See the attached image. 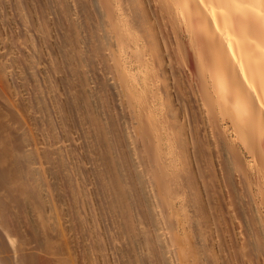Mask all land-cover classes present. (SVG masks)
I'll return each instance as SVG.
<instances>
[{
  "label": "bare ground",
  "instance_id": "bare-ground-1",
  "mask_svg": "<svg viewBox=\"0 0 264 264\" xmlns=\"http://www.w3.org/2000/svg\"><path fill=\"white\" fill-rule=\"evenodd\" d=\"M49 1L70 97L57 106L92 166L51 140L35 24L18 29L0 0V264H264V0Z\"/></svg>",
  "mask_w": 264,
  "mask_h": 264
},
{
  "label": "rangeland",
  "instance_id": "rangeland-1",
  "mask_svg": "<svg viewBox=\"0 0 264 264\" xmlns=\"http://www.w3.org/2000/svg\"><path fill=\"white\" fill-rule=\"evenodd\" d=\"M3 1H5L6 2V9H7V11L9 10V11H11L12 12V16L14 17V20H15V23H16V26H18V29H24V28H28V26L30 27L33 23L36 25V27H38V29H39V27H40V25L42 24L41 23V21L39 20L40 18H39V12L38 11H36V9H37V4L39 3V4H41V3H44L45 5H44V8L45 9H47V10H44L45 11V16L47 17V16H49V17H51L52 18V22H53V20L55 21V19H54V17L57 19V20H59L58 22H57V20L53 23V26H51L52 27V31L50 30V33L44 38V35L42 34V33H44L43 31H42V33H41V30L39 29V31H38V29H37V31L39 32H35L36 34H37V39L36 38H34L33 36V34H32V37L33 38H30V36H31V32L33 31H35L36 30V27H35V25H34V27H33V25L28 29L29 31V43H28V45L30 44L31 46H32V48H31V46H28L29 47V49H30V51H31V53H32V55H31V57H30V60L29 61H32L33 59V61L32 62H34L35 60V62H37V63H33V65L31 64L30 65V72H33V74H36L35 72H38L37 73V75L35 76H33V74L31 73V75L34 77L33 78V80H32V83L34 82H36V84H34V86L36 87H38V89H37V91L35 92V93H37L36 95H37V97L39 96H41L42 95V100H43V98H44V100L46 101V102H44V107L45 106H47V107H45L46 109H45V111H46V113H45V119L47 120V118H48V120H49V122L48 123H46L47 124V127L49 128H52L51 130L49 129V134L51 135V131L53 130V133H52V135L54 136H52V139H51V136L49 137L51 140H53V138L54 139H56L57 141H55V140H53L54 142H56V143H58V144H64V145H66L65 147H66V153H68V155L66 154V159L68 158V156L70 157H72L73 156V154L72 155H70L71 153H74V154H76V155H74L73 156V158H75L74 160H73V158L71 159V158H68V159H70V160H68V161H74V162H76V160L77 159H80V156H77V154L79 153V155H81L82 154V160L80 159V160H77V162L78 161H83L84 160V162L82 163V166H83V164L85 163L86 164V166L85 167H90L91 168V166H92V160H91V156H90V153H88L87 154V151L86 150H88V149H86V148H89V147H87L86 145L88 144L89 145V143H88V141H87V134L85 133L86 131H85V129L83 128V127H81V126H79L80 124L78 123V120H77V115H76V112H74V110H72L73 108H72V106H71V112H70V116H69V120L67 119V118H65V116H64V114H63V112L64 111H62V108H60L59 106L60 105H63V107L65 106V107H67V105H68V107H69V100H70V97L68 98V92H67V90H66V88H65V86H64V83L61 81V78L60 77H62V75L64 74V72L66 71L65 70V64L61 61V62H59L58 61V54H59V52L57 51L58 49L56 48L57 46H56V42L57 41H60V39H61V35H63V33H61V31H62V29H59L58 27H56V22L58 23V26L60 25V26H62L63 25V22L60 20L61 18L60 17H58L59 16V14H58V16H57V14L55 15L54 14V7H53V4L51 5V4H49L50 3V1L49 0H3ZM8 1V2H7ZM30 1H32V2H30ZM8 3V4H7ZM26 3H27V5H26ZM8 5V6H7ZM19 5V6H18ZM25 5L27 6V9L28 10H30V11H28V10H26L25 8ZM29 5H30V7H29ZM50 5V6H49ZM23 7V8H22ZM29 7V8H28ZM50 7H53V8H51V10H50ZM34 8V9H33ZM25 9V10H24ZM49 10V11H48ZM26 11H28V13H30L31 11V13H32V15H30L29 17L31 18V19H29V17L27 18V16L29 15ZM33 11H35V13L37 12V14H38V16H37V14H36V17H35V13L33 12ZM27 14H25V13ZM51 12V13H50ZM56 13H57V11H56ZM22 14V15H21ZM25 14V15H24ZM34 15V16H33ZM26 16V17H25ZM23 17V18H22ZM59 19H58V18ZM37 18H39L38 20L40 21V22H38V20H37ZM48 18V17H47ZM78 20V18L77 17H73V20H75V21H77L76 19ZM22 20V21H21ZM27 20L29 21L30 20V24L31 25H29L28 24V22H27ZM32 20L34 21V22H32ZM79 21V20H78ZM38 22V23H37ZM26 23V25L25 26H22V25H24ZM51 23V22H50ZM92 23V22H91ZM90 23V24H91ZM39 24V26H37ZM62 24V25H61ZM81 25V24H80ZM87 25H89V24H87ZM21 28H20V27ZM81 26H83L82 28L84 29V30H88L86 27H85V25H81ZM80 26V27H81ZM32 27H33V29H32ZM85 27V28H84ZM88 28H89V30H90V28L92 29V24L91 25H89V26H87ZM27 28L25 29L26 31H27ZM34 28H35V30H34ZM56 28V29H55ZM61 28V27H60ZM83 29H81L82 31L81 32H83L82 34L84 35H86L87 33H88V31H84ZM25 30H23V31H25ZM32 30V31H31ZM54 30H56V31H54ZM61 30V31H60ZM54 31V32H53ZM32 32V33H33ZM57 34H56V33ZM85 32V33H84ZM34 33V34H35ZM41 33V34H40ZM59 33H60V35H59ZM38 34H39V36H38ZM51 35V37H49ZM59 35V36H58ZM58 36V37H57ZM87 36V35H86ZM48 37V38H47ZM60 37V39H58ZM41 38V39H40ZM48 40H47V39ZM40 39V42H38V40ZM46 39V40H45ZM57 40V41H56ZM35 41V42H34ZM39 43H37V42ZM55 41V42H54ZM61 42V41H60ZM32 43H34V45L32 44ZM36 43L38 44V45H36ZM59 43V42H58ZM52 44V45H51ZM54 44H55V46H54ZM60 44V43H59ZM34 46H37V47H34ZM36 49V52H35V54L36 55H40V56H36L35 54H34V51L32 52V50H34V49ZM41 48V49H40ZM57 49V50H54V49ZM39 49V50H38ZM54 51H53V50ZM51 50V51H50ZM40 52V53H39ZM58 52V53H57ZM43 53H44V55H43ZM54 53V54H53ZM56 53H57V56H55V57H57V59H54V55H56ZM49 54V55H48ZM49 56H51V57H49ZM87 56V55H86ZM34 57V58H33ZM37 57V58H36ZM60 57V56H59ZM45 58V59H44ZM49 58V59H48ZM32 59V60H31ZM61 59V58H60ZM42 60V61H41ZM56 60V61H55ZM94 60V58H92V56H90V59L88 58V56L87 57H85L84 59H83V69L82 70H86V71H83V72H85L86 73V75H85V73H84V75L85 76H88V78H87V80L89 81V79H90V81H89V84L87 83V85L89 86H91L92 88H94V89H92V88H90V87H88L87 86V88L89 89L90 88V95L92 94L91 93V89H92V92L94 91V93H93V97H97V101H96V103H97V107H98V110L100 111L99 112V115L101 116V118L104 120V122H105V120H107L108 118L110 119V115H112V116H117V115H113L112 113H110L109 112V109H106L107 107L105 106V102H103L102 101V99L101 98H99V100H98V95H94L95 94V86H93V85H95V82H93L94 80H93V78H95V75H96V71L98 70L97 69V67L95 66V61H93ZM55 61V62H54ZM59 62V65H60V69L58 70V71H55L54 69L52 70V67L53 66H56V63H58ZM32 62H30V63H32ZM53 64H52V63ZM90 62V63H89ZM61 63H62V65H63V67L61 66ZM94 64V65H93ZM35 65H36V68H35ZM45 65V66H44ZM49 65V66H48ZM93 65V66H92ZM34 68H33V67ZM37 66H38V71H36L37 70ZM51 66V67H50ZM85 66V67H84ZM96 67V68H95ZM35 69V70H33V69ZM87 68V69H86ZM64 69V70H63ZM95 69H97L95 72L93 71V70H95ZM32 70V71H31ZM63 70V71H62ZM51 71H54L55 73H53V76L56 78H53V77H51L52 76V72ZM60 71H62V74L60 73ZM51 72V73H50ZM93 73V74H92ZM94 75V76H93ZM37 77V78H36ZM58 77V78H57ZM35 79V80H34ZM57 80L58 79V81H56V83L55 84H53V82H55V80ZM37 80V81H36ZM39 80V81H38ZM43 80V81H42ZM52 82V80H54L53 82H52V85H50L51 84V82ZM60 80V81H59ZM87 81V82H88ZM45 82V83H44ZM58 82H59V89H57L58 88ZM38 83H40V85L38 84ZM60 83H63V86L60 84ZM38 84V85H37ZM46 84V85H45ZM33 85V84H32ZM45 85V86H44ZM57 85V86H56ZM33 86V87H34ZM56 86V87H55ZM36 87V88H37ZM40 87V88H39ZM62 87H63V89H62ZM53 88V89H52ZM33 89L34 88H32V91H33ZM48 89V90H47ZM55 89V90H54ZM36 90V89H35ZM38 90H40V91H38ZM57 91V92H56ZM53 92V93H52ZM59 92V93H58ZM33 93H34V91H33ZM35 93H34V95H35ZM43 93V94H42ZM49 94V95H48ZM58 94H60V96L58 95ZM53 95V96H52ZM57 95V96H56ZM66 95V96H65ZM43 96H45V97H43ZM110 96V95H109ZM92 97V98H93ZM41 98V97H40ZM58 99V102H59V100H60V105L58 104V102H57V99ZM68 98V99H67ZM110 97H108V101L110 100V103L112 102L111 101V99H109ZM65 99H67V102H68V104H67V102H65L66 100ZM94 99V98H93ZM100 99H101V102H100ZM56 100V101H55ZM62 100V101H61ZM113 100V99H112ZM54 102H57L56 104H54ZM62 102V103H61ZM99 103V104H98ZM46 104V105H45ZM64 104H66V105H64ZM100 104L101 105H103L104 104V106H100ZM55 105L57 106V105H59V106H57V107H55ZM100 107H101V109H100ZM51 108V109H50ZM59 110V109H61L60 111H62V114H61V112L60 111H57V110ZM111 109V108H110ZM53 112H55V113H53ZM59 112V113H58ZM108 112V113H107ZM112 112V111H111ZM108 115H107V114ZM117 114V113H116ZM118 114H120V113H118ZM58 115V116H57ZM73 115V116H72ZM48 116V117H47ZM60 116L62 117V118H60ZM64 116V117H63ZM104 116V117H103ZM124 117L122 114H120V117ZM64 118H65V120H64ZM50 119H52V120H50ZM58 119V120H57ZM108 119V120H109ZM115 119H117L118 121L120 120L119 119V117L118 118H116L115 117ZM55 120V121H54ZM107 120V121H108ZM68 121V122H67ZM106 121V122H107ZM126 120H125V118H123V120H122V118H121V120H120V122L118 123V122H116V124L118 125L116 128L120 131H123V132H121V133H124L125 134V130L126 129H124L123 128V126L126 128V126H125V124L126 123H124ZM56 123V124H55ZM124 123V124H123ZM75 124V125H74ZM78 124V125H77ZM110 124V123H109ZM50 125V126H49ZM55 125V126H54ZM83 129V131H82V129ZM80 128V129H79ZM120 128V129H119ZM80 130V131H79ZM74 131V132H73ZM82 131V132H81ZM59 132V133H58ZM73 132V133H72ZM66 133V134H65ZM68 133V134H67ZM70 134V135H69ZM85 137H84V136ZM71 137H72V139H71ZM83 138H84V141H83ZM63 139H64V141H63ZM71 139V140H70ZM70 140V141H69ZM74 141H75V143H74ZM87 141V142H86ZM124 141H125V139H124ZM61 142V143H60ZM73 143V144H72ZM125 143H126V141H125ZM85 144V145H84ZM63 145V146H64ZM68 145H70V147H71V149H72V145H77V147L79 148V147H81V149L79 148V150H76V148L75 149H73V150H71L70 151V147L68 146ZM85 147V148H84ZM67 148H68V150H67ZM77 148V149H78ZM84 148V149H83ZM82 150V151H81ZM90 150V149H89ZM88 150V151H89ZM71 152V153H70ZM90 152V151H89ZM85 153V154H84ZM76 156L77 157H79V158H76ZM73 163V162H72ZM78 164H80V162L78 163ZM84 164V165H85ZM78 166H80V165H78ZM144 188V189H143ZM144 190H146V188H145V186L144 187H142L141 188V191L143 192L142 194H143V196H144V198L143 199H145L144 201H146V203L148 204L149 203V200H150V196H148L147 194L148 193H146L147 192V190H146V192H144ZM147 195V196H146ZM149 199V200H148ZM148 201V202H147ZM151 202V201H150ZM148 205H150V203L148 204ZM147 205V206H148Z\"/></svg>",
  "mask_w": 264,
  "mask_h": 264
}]
</instances>
